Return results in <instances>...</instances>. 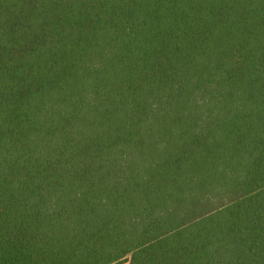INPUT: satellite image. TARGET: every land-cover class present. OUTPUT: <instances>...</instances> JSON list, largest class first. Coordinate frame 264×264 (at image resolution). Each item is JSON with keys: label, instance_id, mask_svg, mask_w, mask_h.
<instances>
[{"label": "trees", "instance_id": "obj_1", "mask_svg": "<svg viewBox=\"0 0 264 264\" xmlns=\"http://www.w3.org/2000/svg\"><path fill=\"white\" fill-rule=\"evenodd\" d=\"M264 264V0H0V264Z\"/></svg>", "mask_w": 264, "mask_h": 264}, {"label": "crops", "instance_id": "obj_2", "mask_svg": "<svg viewBox=\"0 0 264 264\" xmlns=\"http://www.w3.org/2000/svg\"><path fill=\"white\" fill-rule=\"evenodd\" d=\"M128 262H126V263H123V264H127Z\"/></svg>", "mask_w": 264, "mask_h": 264}, {"label": "rangeland", "instance_id": "obj_3", "mask_svg": "<svg viewBox=\"0 0 264 264\" xmlns=\"http://www.w3.org/2000/svg\"><path fill=\"white\" fill-rule=\"evenodd\" d=\"M127 264H129V263H127Z\"/></svg>", "mask_w": 264, "mask_h": 264}]
</instances>
